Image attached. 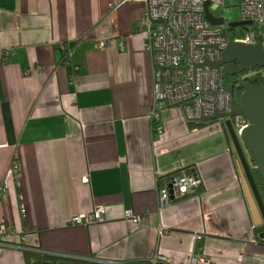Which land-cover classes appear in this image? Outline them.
<instances>
[{"label": "crops", "instance_id": "1", "mask_svg": "<svg viewBox=\"0 0 264 264\" xmlns=\"http://www.w3.org/2000/svg\"><path fill=\"white\" fill-rule=\"evenodd\" d=\"M143 12L141 0L115 11L108 0H0V44L16 51L0 60V221L12 228L0 264H191L198 253L264 264L224 121L192 128L165 103L153 131ZM15 158L19 181L7 179ZM185 167L202 186L161 207L160 178ZM96 206L104 222L68 225Z\"/></svg>", "mask_w": 264, "mask_h": 264}, {"label": "built area", "instance_id": "2", "mask_svg": "<svg viewBox=\"0 0 264 264\" xmlns=\"http://www.w3.org/2000/svg\"><path fill=\"white\" fill-rule=\"evenodd\" d=\"M110 11H115L134 0H108ZM144 3L143 28L146 31L145 46L152 54L154 67L153 102L151 121L156 136L163 133L160 124L161 111L165 103L180 107L187 121H201L203 117L230 113L236 102L233 93L228 91L232 82L226 83L224 67H214L207 61L222 59L223 49L230 42L247 45L258 43L264 46V0H240L241 17L239 22L229 20L232 10L226 7L224 0H141ZM217 18H223L222 24L214 25L206 17V5ZM223 9L220 12V10ZM239 23L245 29L243 36L229 38V31ZM226 33V37L223 33ZM109 43L100 42L97 46L105 48ZM16 53L13 48H4L0 44V60L10 61ZM78 68V67H77ZM225 121L226 118L220 119ZM238 135L251 123L243 114L231 118ZM8 177L17 181L20 178L19 161L15 158L7 172ZM6 179V180H7ZM89 181V177H85ZM7 181L0 187L4 191ZM202 186L201 177L193 169H180L168 180L159 184L158 199L161 207L173 201L185 198ZM21 199V211L25 205ZM106 208L96 206L92 211L75 214L68 221L69 226H88L106 220ZM124 218L133 223L142 224L144 218L132 209H126ZM12 234L11 226L0 221V245L7 244L6 238ZM201 235H197L200 239ZM167 262V258L158 255L152 264ZM191 264H212V258L205 254H195Z\"/></svg>", "mask_w": 264, "mask_h": 264}, {"label": "water", "instance_id": "3", "mask_svg": "<svg viewBox=\"0 0 264 264\" xmlns=\"http://www.w3.org/2000/svg\"><path fill=\"white\" fill-rule=\"evenodd\" d=\"M208 6L209 3L206 5V17L209 21L214 25L222 24L224 19L215 17ZM223 35L227 36L225 32ZM222 52L220 61H207L206 64L214 67L223 66L225 74L229 77H233L249 68H264V46L261 43L247 45L233 41L228 43ZM228 91L233 93L234 86H228ZM237 114H243L251 123L243 130L241 135L236 133L231 120ZM222 118H226L224 123L227 128L229 142L233 144L239 157L243 183L252 214L255 220L263 223L264 201L253 172L258 173L264 186V85H245L238 103L230 113L203 117L201 121L208 122ZM246 151L252 155L250 160L247 158ZM35 264L72 263L37 262Z\"/></svg>", "mask_w": 264, "mask_h": 264}, {"label": "trees", "instance_id": "4", "mask_svg": "<svg viewBox=\"0 0 264 264\" xmlns=\"http://www.w3.org/2000/svg\"><path fill=\"white\" fill-rule=\"evenodd\" d=\"M233 24H237V23H233ZM260 68V67H259ZM257 68V69H259ZM262 69L260 72H257V71H252V72H249V73H246L244 78L241 80H237V81H234L233 82V86H234V92H233V97H234V100L236 103H238V100L241 96V94L243 93V88L245 85L247 84H260V85H264V68H260ZM233 78V77H232ZM190 126L192 128H196V127H201L205 124H208L210 123L211 121H208V122H204V121H188ZM226 129V132H227V128ZM228 133V132H227ZM228 135V134H227ZM186 169H189V170H192L191 167H185ZM180 170L174 172V173H171L165 177H162L160 178V181L161 182H164L166 180H168L172 175H174L175 173H178ZM256 181L258 183V188H259V191L261 193V196L263 198V201H264V186H263V183L261 181V178L259 177L258 173L256 172ZM256 232L258 234V237L261 239L262 242H264V222L258 226H256ZM27 258L30 259V254L27 253ZM77 264H86L84 262H76ZM161 264V263H160Z\"/></svg>", "mask_w": 264, "mask_h": 264}, {"label": "rangeland", "instance_id": "5", "mask_svg": "<svg viewBox=\"0 0 264 264\" xmlns=\"http://www.w3.org/2000/svg\"><path fill=\"white\" fill-rule=\"evenodd\" d=\"M226 7L228 9L232 10V15L230 17V13L229 15L226 13L227 11L224 9H221L219 13H221V11L223 10V13L225 16H227V18H229V20H233L235 22H239L240 17H241V9H240V0H224ZM245 32L244 27L242 26V24H235L234 27L229 31L228 35L229 38L231 40H234L235 37H241L243 36V33ZM225 81L226 83H230L231 82V78L228 75H225ZM225 122V121H224ZM246 154L248 155V152L246 151Z\"/></svg>", "mask_w": 264, "mask_h": 264}, {"label": "flooded vegetation", "instance_id": "6", "mask_svg": "<svg viewBox=\"0 0 264 264\" xmlns=\"http://www.w3.org/2000/svg\"><path fill=\"white\" fill-rule=\"evenodd\" d=\"M237 63V62H236ZM257 68H259V67H257ZM257 68H249L248 70H246V71H244V72H241V73H239V74H237V75H235V76H233V78L232 77H230L231 78V82H232V84H233V82L234 81H237V80H242L243 78H244V76H245V74L246 73H249V72H252V71H257V72H260L262 69H257ZM248 155H250V157H252V155L251 154H248ZM254 173V176L256 177V172L254 171L253 172Z\"/></svg>", "mask_w": 264, "mask_h": 264}]
</instances>
